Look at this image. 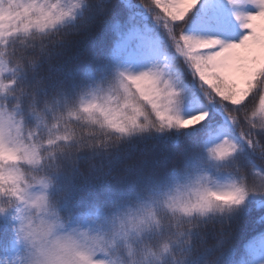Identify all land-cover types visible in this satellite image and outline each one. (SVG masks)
Here are the masks:
<instances>
[{"label":"snow or ice","instance_id":"obj_1","mask_svg":"<svg viewBox=\"0 0 264 264\" xmlns=\"http://www.w3.org/2000/svg\"><path fill=\"white\" fill-rule=\"evenodd\" d=\"M12 2L20 15L0 20V49H3L0 50V96L6 98L9 105L14 100L19 101V106L11 111L8 106L0 105V201L16 204L10 213L4 214L0 209L7 221L0 226V235L6 234L10 242L5 255H19L28 241L46 242L50 234L66 232L71 227L72 233L81 235L85 241L90 239L91 244L58 239L51 247H42L37 264H117L108 249L125 246L128 256L134 258L136 250L128 241L135 238L132 242L137 245L151 241L159 226L149 210L161 204L182 203L187 189L193 186L199 189L203 181L214 176V182H220L224 178L223 167L233 168L238 176L241 170L247 173L246 185L241 181L239 186L233 183L226 190L235 195L237 204V210L229 218L230 227L234 230L243 218L249 201L264 210V124H257L264 121V0H227L230 5H251L255 9L235 14L246 31L238 41L232 42L215 37L200 38L186 32L190 13L201 0L128 3L124 7L127 17L116 19L113 24L116 33L126 37L117 44V51L134 58L142 42L143 22L151 19L158 34L162 33L167 41L162 60L138 71L115 61L87 67L78 77H71V68L62 75H53L56 64L52 60L63 53L66 44L61 42L60 46L52 45L46 50V55L52 52L55 55L51 56V62L45 59L41 63L37 74L18 76L28 84L29 91L18 89L16 80L8 76L11 73L16 77L19 69L11 68L5 58L8 49L11 52L7 54L13 57L25 51L15 42L21 21L36 12V22L41 26L55 24L71 15L72 8L63 10L56 4L48 7L43 0ZM113 7L110 0H94L85 9L76 31H90L95 24L113 19ZM29 26L26 25L25 30ZM178 58L183 59L198 82L204 103L222 110L237 138L225 137L220 142L202 145L198 151L182 156L181 166L173 164L163 173L148 172L140 184L124 192H96L98 185H110L113 179L123 181L128 176V172H118V165L114 164L121 153L98 168L88 167L86 171H81L82 165L78 162L71 176H60L59 165L51 161L71 158L70 152L58 155L61 147L70 149L76 143L103 139V136L77 134L72 127L77 120L75 107L86 113L93 124L100 123L101 131L111 129L109 140L119 135L128 139L127 145L136 138L137 130L151 128L153 119L166 130L165 134L193 129L209 120L207 109L183 115L181 90L176 87L183 79L176 68ZM165 76L169 83L162 86ZM41 77L46 81L45 87L33 95L31 89L36 88ZM12 91L17 92L15 97L8 96ZM250 105H257L251 116ZM97 115L102 122L97 121ZM45 152L47 158L43 155ZM96 154L99 155V150ZM135 163L130 162L125 167L132 168ZM85 188L87 193L93 194L90 201L85 200ZM53 192L62 197L59 204L50 203ZM222 194L204 189L195 203L184 206L185 210L206 208L213 197ZM33 208L41 211L39 227L28 218ZM62 215L67 218V224L61 222ZM9 216L13 223L20 224L16 239L9 227ZM106 235L108 239L103 238ZM231 240L233 235L221 244ZM167 250L165 245L164 251ZM230 250L224 255V264ZM203 260V256L197 257L193 264H203ZM245 264H264V254L257 259L256 253L250 250Z\"/></svg>","mask_w":264,"mask_h":264},{"label":"clouds","instance_id":"obj_2","mask_svg":"<svg viewBox=\"0 0 264 264\" xmlns=\"http://www.w3.org/2000/svg\"><path fill=\"white\" fill-rule=\"evenodd\" d=\"M46 6L56 4L61 9L67 10L72 8V14L66 16L63 20L55 24L41 26L36 22L37 13L32 12L30 17H26L21 21L20 30L17 32L15 42L21 49L19 56L13 57L7 53L5 58L10 61V67L19 69L16 77H12L11 73L8 76L16 80L18 89L29 91L28 84L25 81L18 79L19 75L27 74L29 76L37 74L41 68V63L48 59L51 62V56L55 53H48L52 45L60 46L61 42L67 43L69 35L76 30V25L81 22L82 16L85 15V9L90 7L94 0H43ZM73 5H78L73 7ZM13 14L20 15L17 12L16 5L12 0H0V20H7ZM30 25L28 30L25 26ZM3 50V49H0ZM34 50L33 54L29 55L30 51ZM169 83L167 76L161 80V85L165 86ZM46 81L43 77L40 78L36 88L31 89L35 95L37 91L45 87ZM177 87V86H176ZM17 92L8 93L9 97H15ZM179 98V97H178ZM0 105L8 106L9 111L19 106V101L14 100L11 105L8 100L0 96ZM257 105L249 106V115L255 113ZM31 111V109H29ZM77 120L72 127L76 129L77 134L81 137L103 136V139H96L94 142L89 140L87 144L76 143L70 149L61 147L58 150V155H64L70 152L71 158L63 161H51L53 165H59L60 176H71L75 170V165L79 162L81 165L98 168L101 163L109 162L112 156L121 152V149L129 142L127 138H121L119 135H114L109 140L111 129L101 131L100 123L93 124L86 113L80 112L78 107H75ZM235 116V113H231ZM97 121H101L99 115L96 116ZM102 122V121H101ZM143 124V121L141 122ZM257 124H264V121H257ZM166 130H162L161 125L153 119L151 128H142L137 130L135 137L152 136L165 134ZM99 150V155L96 154ZM47 158V152L43 153ZM87 157V159H85ZM81 171H84L81 168ZM223 179L220 182H214L216 177L211 180L203 181L197 189L196 186L187 189L184 192L182 203H167L161 204L155 209H150L153 212L154 221L159 225L155 228V237L151 241L141 242L138 245L133 243L132 238L128 241L133 249L136 250L135 257L128 256L127 247L109 248L110 257L117 261V264H193L197 257L203 256V264H224V255L229 248L234 246V240L228 243L221 244L222 241H229L230 236L234 235V230L230 227L229 218L237 210L236 197L233 193L226 191L233 183L237 186L247 175L243 170L239 176L233 168L223 167ZM245 185L247 184L244 181ZM207 189L222 195H216L212 198L210 206L206 208H194L190 211L185 210V205L189 207L195 203L200 191ZM62 197L53 192L50 197V203L59 204ZM16 204L9 200L0 201V209L3 213H10ZM41 211L31 209L28 214L29 221L36 227L42 223ZM3 214H0V219H3ZM9 227L13 234V239H16L17 232L20 229L19 222L13 223L12 217L9 216ZM62 223L67 224V218L62 215ZM119 227V222H117ZM209 237H212L209 239ZM63 238H69L80 245L85 243L91 244V240L85 241L81 235L72 233L71 227L68 231L58 234H50L47 241L37 240L36 242L28 241L23 247L19 255H0V264H37V258L40 256L42 247H51L52 244ZM108 239L106 235L103 237ZM21 239L23 235L21 234ZM167 245V252L164 251V246ZM214 254H210L213 253ZM149 253H154L151 255Z\"/></svg>","mask_w":264,"mask_h":264},{"label":"trees","instance_id":"obj_3","mask_svg":"<svg viewBox=\"0 0 264 264\" xmlns=\"http://www.w3.org/2000/svg\"><path fill=\"white\" fill-rule=\"evenodd\" d=\"M110 2L114 5L113 19L95 24L90 31L74 30L63 46V53L52 60V63L56 64L53 75H62L64 70L71 68V77H78L87 67H99L105 62L119 61L123 66H129L124 62V54L118 53L116 48L125 36L118 35L113 24L114 20L127 17L124 7L128 3L137 4L140 0H110ZM247 6L230 5L227 0H201V3L190 13L186 32L197 36L198 24H202L207 29L217 27L225 30L226 33L244 32L246 30L241 28L240 22L235 19V14ZM144 22L154 27V33L158 31L151 19H145ZM158 36H161V48L164 51L167 41L162 33ZM176 68L183 78L176 84L181 90L182 112L183 115L190 116L197 112L201 105L206 104L198 85L193 82L190 69L189 71L186 69L187 65L182 58L177 59ZM212 109L209 120L196 128L181 130L179 133L144 136L142 139L134 138L129 145L121 149V154L114 161V164L118 165L116 170L128 172V176L123 181L113 179L110 185H98L96 192L102 194H110L111 191L124 192L140 184L148 172L163 173L173 164L179 167L183 163L182 156L198 151L202 145L213 144V139L219 132H226L228 138L236 139V131L223 115L222 110L216 105H212ZM249 159H251L250 155ZM133 161L136 163L132 168L125 167ZM82 168L86 171L87 165H82ZM84 191L87 193V188ZM92 195L87 193L85 200L90 201ZM5 224L7 221L0 219V226ZM233 240L234 246L225 257L227 264H245L250 250L256 253L257 259L264 254V210L254 201L248 202L246 213L235 226ZM9 246L7 235H0V255H5Z\"/></svg>","mask_w":264,"mask_h":264},{"label":"rangeland","instance_id":"obj_4","mask_svg":"<svg viewBox=\"0 0 264 264\" xmlns=\"http://www.w3.org/2000/svg\"><path fill=\"white\" fill-rule=\"evenodd\" d=\"M242 11H255V9L252 6H247L246 8L242 9ZM148 21V20H147ZM153 28L149 25L148 22H143V27L141 29L142 32V42H140V46L137 50V54L134 58H128L123 51H117L120 54L123 55V59L125 64L129 65L133 70L138 71L143 68H147L150 66L151 62H156L162 60V58L165 56V52L161 49V36H158V31L155 33L153 32ZM198 30V37L200 38H218L223 42H232V41H238L240 37H242L245 33H226L225 30H220L219 28L215 27L212 29H207L202 24L197 25ZM126 39L121 41L123 42ZM170 56V53H167ZM189 71V68H186ZM195 84L198 85V82L193 80ZM212 106L208 105H201L198 111L202 110H209L211 113ZM213 110V109H212ZM226 132H219L216 137L213 139V144L220 142L225 137H227Z\"/></svg>","mask_w":264,"mask_h":264}]
</instances>
